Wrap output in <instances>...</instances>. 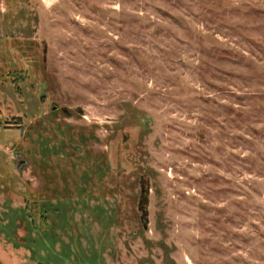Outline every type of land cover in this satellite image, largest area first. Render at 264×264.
Returning a JSON list of instances; mask_svg holds the SVG:
<instances>
[{"label": "rangeland", "instance_id": "rangeland-1", "mask_svg": "<svg viewBox=\"0 0 264 264\" xmlns=\"http://www.w3.org/2000/svg\"><path fill=\"white\" fill-rule=\"evenodd\" d=\"M0 21V129L35 122L23 174L0 135V264H264V0H0Z\"/></svg>", "mask_w": 264, "mask_h": 264}, {"label": "flooded vegetation", "instance_id": "flooded-vegetation-1", "mask_svg": "<svg viewBox=\"0 0 264 264\" xmlns=\"http://www.w3.org/2000/svg\"><path fill=\"white\" fill-rule=\"evenodd\" d=\"M8 22V21H7ZM10 23L8 22V23H3L2 21H0V29H1V33L3 34L7 29H11L12 28V26H10L9 25ZM12 30H13V28H12ZM10 32H12V31H10ZM9 32V33H10ZM14 32V31H13ZM5 35H7V34H5ZM15 53V52H14ZM28 62H26V65H24V63H23V66H21L22 65V62L20 61L19 63H18V66H21V67H23L24 69H26L24 66H28ZM17 67V66H16ZM16 67H13V70L12 71H14V69H16ZM27 69L29 70V72H30V69H31V67H30V64H29V66L27 67ZM11 78V77H10ZM15 95V94H14ZM8 97V96H7ZM29 123H30V125H28V126H24V130L23 129H18V128H15V129H6V130H1L0 129V135H2V134H5L4 136H5V139H4V141H5V143L6 144H8V145H6L5 147H4V149L5 150H7V152L10 154V155H12L13 156V158H12V160L11 161H9V169H7V173H8V175H6V176H14V174L15 173H18V172H21L22 174H23V170H20L19 169V167H20V164L22 163V164H28V167H29V165H30V167H32V165H31V161H32V159H33V155L32 154H30L29 152H30V150H32L33 148H31L32 146H34V143H31V141L29 140H25V142L27 143V145H29L30 146V148H29V152L27 153V151L25 150V149H23V134L26 132V131H28V130H32V128H31V126L35 123V122H32V120H31V118L29 119ZM27 127V128H26ZM31 128V129H30ZM9 130H20V132H21V134H22V136H21V140H20V142H18V140H15V138L12 136V134H11V132L9 131ZM23 131V133H22V131ZM30 132V131H29ZM29 137H30V135H28V138L27 139H29ZM24 142V143H25ZM9 148V149H8ZM20 152V153H17V152ZM22 155V157H24V158H26V161H27V163H25L24 161H21V162H19V160H18V155ZM31 156V157H30ZM29 161V162H28Z\"/></svg>", "mask_w": 264, "mask_h": 264}, {"label": "trees", "instance_id": "trees-1", "mask_svg": "<svg viewBox=\"0 0 264 264\" xmlns=\"http://www.w3.org/2000/svg\"><path fill=\"white\" fill-rule=\"evenodd\" d=\"M25 201H26V202H29V201H30V199H25Z\"/></svg>", "mask_w": 264, "mask_h": 264}]
</instances>
